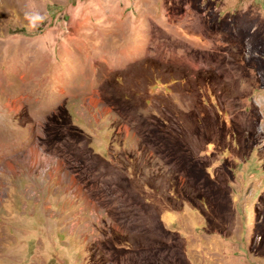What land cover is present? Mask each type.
Returning a JSON list of instances; mask_svg holds the SVG:
<instances>
[{
  "label": "rangeland",
  "instance_id": "rangeland-1",
  "mask_svg": "<svg viewBox=\"0 0 264 264\" xmlns=\"http://www.w3.org/2000/svg\"><path fill=\"white\" fill-rule=\"evenodd\" d=\"M0 264H264V0H0Z\"/></svg>",
  "mask_w": 264,
  "mask_h": 264
},
{
  "label": "bare ground",
  "instance_id": "bare-ground-1",
  "mask_svg": "<svg viewBox=\"0 0 264 264\" xmlns=\"http://www.w3.org/2000/svg\"><path fill=\"white\" fill-rule=\"evenodd\" d=\"M17 103V102H16Z\"/></svg>",
  "mask_w": 264,
  "mask_h": 264
}]
</instances>
